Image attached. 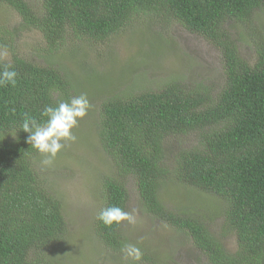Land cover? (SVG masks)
I'll use <instances>...</instances> for the list:
<instances>
[{"label":"trees","instance_id":"trees-1","mask_svg":"<svg viewBox=\"0 0 264 264\" xmlns=\"http://www.w3.org/2000/svg\"><path fill=\"white\" fill-rule=\"evenodd\" d=\"M262 8L264 0H38L36 6L28 0H0V11L16 13L26 32L44 41L35 49L42 61L14 53L0 60V69L9 64L18 73L14 87H0V264H51L52 250L67 235L63 204L36 167L38 152L26 143L28 133L19 130L24 113L44 122V108L79 96L85 74L95 70H85V81L77 85L63 65L57 67L58 58L85 56L96 43L121 35H144L138 26L144 18L163 31L176 23L214 45L222 57L224 83L213 90L184 74L162 75L139 92L148 85L146 73L135 84L129 66L119 71L120 84L130 86L116 85L97 112L98 139L114 162L106 163L114 165V172L102 181V209L126 211L130 188H135L144 211L178 230L204 264H264V36L254 19ZM228 23L243 25L246 35L257 40L252 61L240 53L245 38H233ZM154 33L155 40L147 46L137 42L138 49L154 42L156 49L165 48L163 33ZM13 34L0 25V52L12 50ZM178 137L193 143L174 150L168 166V146ZM172 182L199 193L189 198V206L214 203L197 200L201 195L221 202L219 233H214L213 208L192 209L194 214L185 204L167 208L161 193ZM122 225L107 227L96 219L98 239L114 254L127 242ZM141 262L156 263L147 255Z\"/></svg>","mask_w":264,"mask_h":264},{"label":"rangeland","instance_id":"rangeland-1","mask_svg":"<svg viewBox=\"0 0 264 264\" xmlns=\"http://www.w3.org/2000/svg\"><path fill=\"white\" fill-rule=\"evenodd\" d=\"M28 1L33 6L38 5V0ZM254 19L258 22L257 30L264 36V8L256 12ZM154 23L152 19L144 18L138 24V26L142 25L140 30L144 35L140 32L138 35L134 33L131 36L114 37L111 41L96 43L85 56L75 59L58 58L56 61L57 67L61 69L60 66L63 65L62 68L76 80L77 85L85 81L82 79L85 70H95L87 72L85 74L87 84L79 85L77 88L80 94H87V97H90L92 107L87 116L81 119L73 130L76 140L64 144V148L51 166L42 165L43 156L40 153L35 158L38 171L43 178L47 179L52 192L63 204V214L67 221V235L62 246L52 250L50 257L53 259L48 260L51 264H148L141 261L126 262L122 253L114 254L107 249L95 232L96 219L102 209L100 201L102 181L105 176H110L114 172V165L106 164L108 161H111L109 164H114L113 159L107 156L98 139L97 112L100 109V103L110 97L107 94L113 91V88L130 86L131 83L120 84L122 76L119 71L128 66L129 70L135 72L134 79L131 81H135V84L143 71L147 75L148 85L137 90L139 92L146 89L145 87H150L157 80H161L159 77L162 75L184 74L187 80L205 82L213 90H218L224 83L222 57L214 45L203 37L186 31L176 23L168 26L166 31L161 30L158 23ZM0 25L14 33L12 50H1L7 53L6 57L14 53L32 61H42L40 52L35 49L44 47V41L36 32H26L16 13L0 11ZM227 29L233 38H239L240 41V37L245 38V41L240 43V53L246 60L252 61L257 40L246 35L247 30L243 25L228 23ZM154 32L163 33L165 48L156 49L154 42L150 48L148 47L149 49H138L137 42L143 40L147 46V43L155 40ZM152 48L154 50H151ZM147 57L148 60L152 59L150 63ZM139 82L141 83V80ZM172 142L168 146H172L169 148L170 156L166 154V157H170L166 158L168 166H172L171 155L174 150L193 143L190 137H178ZM126 179L129 180V178ZM164 189L161 193L162 200L167 208L172 210H178L181 206L187 205L189 198L193 199L192 195L198 193L173 182L168 183ZM135 192V188H130V199L126 211L136 218V222L130 224L124 221L122 225V235L127 242L139 247L143 255L153 257L155 264H172L170 261H178L180 264H204L205 260L199 257L200 253L186 242L178 230L164 221L153 219L144 211ZM201 196L203 197L197 200L211 199L214 202L209 208L214 210L212 212V216L216 217L214 233L217 234L224 219V207L211 195ZM207 205H209L208 201L203 207L201 203L187 205L190 207L187 212L190 213L192 209H195L204 213L209 209ZM233 242V240L230 242L229 247L233 245Z\"/></svg>","mask_w":264,"mask_h":264},{"label":"clouds","instance_id":"clouds-1","mask_svg":"<svg viewBox=\"0 0 264 264\" xmlns=\"http://www.w3.org/2000/svg\"><path fill=\"white\" fill-rule=\"evenodd\" d=\"M6 52H0V60L6 57ZM18 73L9 64H3L0 69V87L15 86ZM92 105L87 94H80L68 101H60L55 106H46L42 116L44 122H39L29 113H24L19 130L28 133L26 143L43 156L41 161L44 166H51L68 141H75L73 130L81 119L85 118ZM13 137L16 136L12 134ZM97 219L103 225L112 227L124 221L135 224L136 218L119 206L103 208L98 213ZM123 259L127 261H141L143 253L139 247L130 242H123L121 246Z\"/></svg>","mask_w":264,"mask_h":264}]
</instances>
